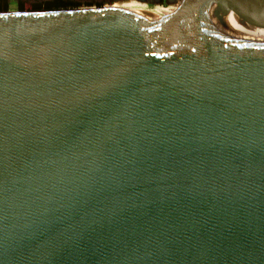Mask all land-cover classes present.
<instances>
[{
    "label": "water",
    "instance_id": "95a60500",
    "mask_svg": "<svg viewBox=\"0 0 264 264\" xmlns=\"http://www.w3.org/2000/svg\"><path fill=\"white\" fill-rule=\"evenodd\" d=\"M165 4L0 11V264H264V0Z\"/></svg>",
    "mask_w": 264,
    "mask_h": 264
},
{
    "label": "bare ground",
    "instance_id": "6f19581e",
    "mask_svg": "<svg viewBox=\"0 0 264 264\" xmlns=\"http://www.w3.org/2000/svg\"><path fill=\"white\" fill-rule=\"evenodd\" d=\"M139 2V1H138ZM136 1H123L119 2L117 9H120L121 12H127L131 14H138L147 19H158L162 17L164 14H169L172 9H150L140 4L141 2ZM211 10L208 8L202 14V19L206 25H224V24H238L241 23L238 17L233 13L229 12L227 15L223 17V19H216L211 15Z\"/></svg>",
    "mask_w": 264,
    "mask_h": 264
},
{
    "label": "rangeland",
    "instance_id": "374dc122",
    "mask_svg": "<svg viewBox=\"0 0 264 264\" xmlns=\"http://www.w3.org/2000/svg\"><path fill=\"white\" fill-rule=\"evenodd\" d=\"M76 1L75 5H65V6H68V7H72V6H107L108 8H105V9H108V10H117V8L115 7V3H119V2H123V0H100V2H96V0H74ZM129 1V0H127ZM131 1H135V0H131ZM39 0H26L23 4H24V10H32L35 8V6H40L38 4ZM163 7H160L159 6H156V5H149V8L150 9H154V10H157V9H167V7H169L170 5H163ZM37 8V7H36ZM41 8V6H40ZM169 9V8H168ZM6 10H10V11H15V10H20L19 7H18V4L14 1H9L8 2V6L6 9H4L3 11H6Z\"/></svg>",
    "mask_w": 264,
    "mask_h": 264
},
{
    "label": "flooded vegetation",
    "instance_id": "af4514ba",
    "mask_svg": "<svg viewBox=\"0 0 264 264\" xmlns=\"http://www.w3.org/2000/svg\"><path fill=\"white\" fill-rule=\"evenodd\" d=\"M7 1L8 2L9 1H14V2H16L18 4V3H24L26 0H7ZM55 1L57 3H61L57 7L65 6L64 3L67 4V5H71L70 3H75L76 2L74 0H39L38 4L41 6V9H47V8H44V4L48 3V2H55ZM109 1H111V0H109ZM123 1H127V0H123ZM135 1L138 2V0H135ZM96 2H100V0H96ZM165 3H166V0H159L158 2H154L153 0H145L144 2H141L140 4H142L145 7L149 8V5H151V4L152 5H156V6H159V5L162 6V5H166ZM116 5H118V3H115V7L117 8ZM57 7H55V8H57ZM117 11H121V10L117 9Z\"/></svg>",
    "mask_w": 264,
    "mask_h": 264
},
{
    "label": "trees",
    "instance_id": "16d2710c",
    "mask_svg": "<svg viewBox=\"0 0 264 264\" xmlns=\"http://www.w3.org/2000/svg\"><path fill=\"white\" fill-rule=\"evenodd\" d=\"M59 4L61 3H57L55 2H48L44 4V8L50 9V8H55L57 6H59ZM71 5H75L76 3H70ZM64 5H67L64 3ZM8 6V1L7 0H0V11H3L4 9H6ZM18 7L20 10H24V4L23 3H18ZM37 7V8H36ZM36 9H41L40 6H35L34 9L32 10H36Z\"/></svg>",
    "mask_w": 264,
    "mask_h": 264
}]
</instances>
